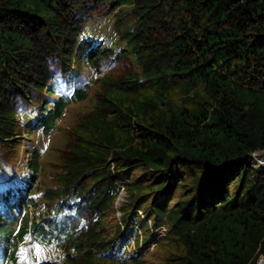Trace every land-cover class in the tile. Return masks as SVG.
<instances>
[{
	"label": "trees",
	"instance_id": "1",
	"mask_svg": "<svg viewBox=\"0 0 264 264\" xmlns=\"http://www.w3.org/2000/svg\"><path fill=\"white\" fill-rule=\"evenodd\" d=\"M100 11L117 14L113 45L90 31ZM93 87L53 186L38 183L40 148L27 149L25 178L0 162V264H17L31 234L64 264H146L144 250L128 253L138 227L145 243L167 230L157 244L176 249L163 264H258L264 0H0V153L17 149L40 97L31 135L52 132ZM39 201L46 210L30 217Z\"/></svg>",
	"mask_w": 264,
	"mask_h": 264
},
{
	"label": "rangeland",
	"instance_id": "2",
	"mask_svg": "<svg viewBox=\"0 0 264 264\" xmlns=\"http://www.w3.org/2000/svg\"><path fill=\"white\" fill-rule=\"evenodd\" d=\"M116 15V13H103V11H100L90 26L91 33L97 34L101 38H104L105 40L103 43H106L107 45H113L115 41L117 42V37L120 34V31L115 25ZM120 47L121 45L118 47L117 52H119ZM119 70L120 66L114 68L110 72L111 74L117 76L118 73H121L118 72ZM86 73L90 74V69H87ZM96 90L97 87H93L91 97L89 99L82 101V103H74L68 106L63 118L56 122L52 132L46 133L44 132L43 128H37V125H35L34 127H36V131L31 135L30 132L27 131V127L31 125L33 127V118H36L38 109L45 104V95L40 97V104L38 105L39 107L36 106L38 107L36 112H34V110H29L27 113L29 117H25V120L28 122L27 124H25V122L22 124L21 132L23 133V139H18L19 143L17 149L11 154L0 153V162L2 163L1 168H3L5 165H12L11 168H8V171H13L11 173L15 178H17L23 172H25L24 169L27 165V159L29 157V152H27V149L34 150L35 148H40L43 150L41 159L44 161L43 164L45 165V170L42 172V174H40L41 176L38 183L42 187L41 190L44 191L47 190V188L53 186L54 183L52 174L55 172L57 168L56 166H58L60 162V157L63 150L68 146L67 144L71 140L70 130L77 127L84 119L85 115L94 109L96 105ZM33 114L35 115L33 116ZM257 153L260 155V158H264V153ZM253 166L255 168L261 167L256 161ZM142 176L143 175L140 173L137 174L135 178L142 179ZM14 177L11 179L13 180ZM21 177L25 178L26 176L22 175L20 178ZM1 181L3 180H0V183ZM8 182H11V180ZM116 202L117 203L114 207L115 213L112 218L109 219V221L113 224L117 220L120 221L123 218L121 209L128 203V195L124 188ZM39 204L40 205L37 209L32 208L30 210V217L39 216L40 212L46 210L43 201H39ZM133 212L135 211L133 210ZM139 214L140 216L144 217L145 220H148V217L144 216L143 211H140ZM148 222L149 227L152 229L151 220H148ZM38 223L41 224L42 221L38 220ZM131 227L132 226L129 228ZM138 229L140 230L139 242L137 244L135 242L136 240L132 239L131 244H129L128 247V253L144 250L143 253H145L144 259L146 260V264H163L166 255L176 249L174 246H171L167 243L162 245L157 244L159 238L164 236L167 230L164 227H158L156 230H154V234H157L158 237H156L155 240L151 241L150 243H145L143 242L145 231L141 230L139 227ZM111 231L113 232V229H111ZM19 248L20 249L17 253V264H64L65 262V252L61 248L56 247L53 244L46 245L43 242L40 243L38 240H35V236L32 234L29 236V239H27V242ZM260 259H264V256H262Z\"/></svg>",
	"mask_w": 264,
	"mask_h": 264
},
{
	"label": "bare ground",
	"instance_id": "3",
	"mask_svg": "<svg viewBox=\"0 0 264 264\" xmlns=\"http://www.w3.org/2000/svg\"><path fill=\"white\" fill-rule=\"evenodd\" d=\"M257 162H258L259 164H261V166L264 167V159H262V158H258ZM258 264H264V259H260V261H259Z\"/></svg>",
	"mask_w": 264,
	"mask_h": 264
},
{
	"label": "built area",
	"instance_id": "4",
	"mask_svg": "<svg viewBox=\"0 0 264 264\" xmlns=\"http://www.w3.org/2000/svg\"><path fill=\"white\" fill-rule=\"evenodd\" d=\"M253 155H254V163H255V161L257 162L258 158H260L259 157L260 155H258V153L257 154H253ZM262 159H264V158H262ZM259 165L261 166V164H259ZM261 167H263V166H261Z\"/></svg>",
	"mask_w": 264,
	"mask_h": 264
}]
</instances>
